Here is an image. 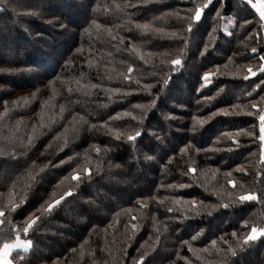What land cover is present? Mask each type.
I'll list each match as a JSON object with an SVG mask.
<instances>
[{"label":"trees","instance_id":"trees-1","mask_svg":"<svg viewBox=\"0 0 264 264\" xmlns=\"http://www.w3.org/2000/svg\"><path fill=\"white\" fill-rule=\"evenodd\" d=\"M263 21L248 0H0V249L264 264V237L244 244L264 228Z\"/></svg>","mask_w":264,"mask_h":264},{"label":"snow or ice","instance_id":"snow-or-ice-1","mask_svg":"<svg viewBox=\"0 0 264 264\" xmlns=\"http://www.w3.org/2000/svg\"><path fill=\"white\" fill-rule=\"evenodd\" d=\"M248 4L250 5V7L252 9H255V11L257 13H259L260 19L264 20V0H255V2H254V0H248ZM200 18H201V12H200V10H197L196 14H195V19L196 20H200ZM245 22L247 23V21H245ZM61 27H63L62 24H61ZM189 27H191V25H189ZM262 27H264V25H262ZM255 51L256 50L253 49V52H255ZM172 63L173 64H179L180 61L179 60H174V61H172ZM129 71H131V69H129ZM248 71H249L250 74L255 75V73L252 72L251 68H249ZM260 71L264 72V65L261 66ZM164 82L167 83V81H164ZM93 87H95V86H93ZM262 99H264V97H262ZM252 106L255 107L256 105L253 104ZM225 114H227V113H225ZM260 121H261V125H260V128H261L260 140L264 141V113H262L260 115ZM117 139H120V136H117ZM128 139L131 140V139H133V137L129 136ZM97 151H99V150H97ZM181 186H183V185H181ZM256 199H257V196L255 195V193H249L247 195H243V196L239 197L240 201H251V200H256ZM261 202L264 203V196L261 197ZM49 207L51 208L52 205H49ZM24 231L27 232L28 228H25ZM260 237H264V228H255V227H253L251 229V233L245 238L244 244H248L250 242H254L255 240H257ZM20 246L21 245H20L19 242H17L16 244H7V243L4 244V246H3L4 257L7 256L8 253L14 247H20ZM228 252L231 253L232 255L235 254V251L232 248H229ZM4 264H11V261L8 260V259H4Z\"/></svg>","mask_w":264,"mask_h":264},{"label":"crops","instance_id":"crops-1","mask_svg":"<svg viewBox=\"0 0 264 264\" xmlns=\"http://www.w3.org/2000/svg\"><path fill=\"white\" fill-rule=\"evenodd\" d=\"M263 144H264V143H263ZM17 242H19L21 246H20V247H14V248L8 253V255L5 256V257H4V250H3V248L1 249V251H0V264H4V259H8V260L11 261V259H10V255H11V253H12L14 250H17V249H25V250H27V249H29V247H30V243H29V241H26V240H23V239H18V240H16V241L12 242V243H7V244H16ZM11 264H12V262H11Z\"/></svg>","mask_w":264,"mask_h":264},{"label":"built area","instance_id":"built-area-1","mask_svg":"<svg viewBox=\"0 0 264 264\" xmlns=\"http://www.w3.org/2000/svg\"><path fill=\"white\" fill-rule=\"evenodd\" d=\"M262 25H264V21L260 24V31L262 33V44H263V49H264V27H262ZM262 113H264V112H262Z\"/></svg>","mask_w":264,"mask_h":264},{"label":"rangeland","instance_id":"rangeland-1","mask_svg":"<svg viewBox=\"0 0 264 264\" xmlns=\"http://www.w3.org/2000/svg\"><path fill=\"white\" fill-rule=\"evenodd\" d=\"M263 143H264V141H263ZM4 246V245H3ZM3 246L1 247V249L3 248ZM1 249H0V251H1ZM11 262H12V264H14V262L11 260Z\"/></svg>","mask_w":264,"mask_h":264}]
</instances>
